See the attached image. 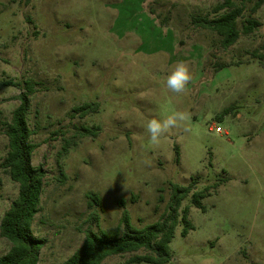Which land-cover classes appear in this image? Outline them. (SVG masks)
<instances>
[{
	"label": "rangeland",
	"instance_id": "374dc122",
	"mask_svg": "<svg viewBox=\"0 0 264 264\" xmlns=\"http://www.w3.org/2000/svg\"><path fill=\"white\" fill-rule=\"evenodd\" d=\"M259 1L238 4L242 19L261 27L225 49L199 22L226 12H216L217 0H0V225L19 193L1 166L21 93L6 84L29 81L36 93L28 122L39 145L32 164L46 171L33 223L46 240L39 264H63L88 227L115 232L123 207L138 228L159 221L170 183L192 182L194 191L219 186L205 211L184 200L195 229L183 237L178 226L169 264H264V0L252 13ZM181 60L193 79L176 94L166 77ZM86 103L99 109L81 118L74 109ZM177 111L189 119L151 143L148 121ZM82 126H99V135L82 137ZM10 247L0 236V257Z\"/></svg>",
	"mask_w": 264,
	"mask_h": 264
},
{
	"label": "trees",
	"instance_id": "16d2710c",
	"mask_svg": "<svg viewBox=\"0 0 264 264\" xmlns=\"http://www.w3.org/2000/svg\"><path fill=\"white\" fill-rule=\"evenodd\" d=\"M220 4L216 12L226 10L215 18H199L202 27L216 33L221 38V45L228 49L241 37L251 35L261 27V22L249 17L242 19L243 7L238 2L246 3L251 0H217ZM262 5L260 0L252 10L256 13ZM240 19L241 23H240ZM197 21V19H195ZM218 66L217 69H222ZM14 86L21 91L18 96L20 105L14 110L12 120L6 126V135L9 141V150L2 163L11 179L18 184L19 193L9 210L5 213L1 225L0 236L11 245L10 250L0 257V264H39L41 252L46 240L35 235L33 223L40 213L41 196L44 190L46 171L43 166L35 167L32 164L34 152L39 147L31 141L33 134L28 115L31 109V97L36 93L35 84L29 81H12L6 84ZM99 109L97 103H86L74 109V113L81 118ZM228 110L225 111V113ZM99 126L79 128L82 137H97ZM72 142L67 140L63 152L68 153ZM176 151V163H180L179 148ZM1 185V180H0ZM195 182L188 186L170 183V203L168 210L162 218L153 223L138 228L133 225L130 212L123 207L120 224L115 232H96L88 227L85 239L72 256L63 264H102L107 258L117 255L133 254L142 250V255H134L123 264H169L173 258L171 243L175 238L178 226L184 224L182 236L186 237L195 227L189 220L190 208L182 209L184 200L190 198L193 207L205 211L203 200L211 196V190L219 186H207L200 191L195 190ZM102 210V200L95 194L88 196ZM122 228L124 231L121 232Z\"/></svg>",
	"mask_w": 264,
	"mask_h": 264
},
{
	"label": "clouds",
	"instance_id": "9594fccd",
	"mask_svg": "<svg viewBox=\"0 0 264 264\" xmlns=\"http://www.w3.org/2000/svg\"><path fill=\"white\" fill-rule=\"evenodd\" d=\"M193 73L191 66L186 61H178L166 77V87L173 93L182 94L187 90V85L192 81ZM189 114L186 112H174L162 119L152 118L148 121L146 131L149 134L150 142L159 144L161 137L171 130L180 127L178 122H186ZM185 132H190V128H184Z\"/></svg>",
	"mask_w": 264,
	"mask_h": 264
}]
</instances>
